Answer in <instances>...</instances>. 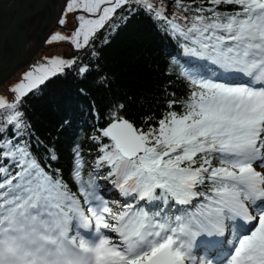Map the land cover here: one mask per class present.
<instances>
[{
    "label": "snow or ice",
    "instance_id": "snow-or-ice-1",
    "mask_svg": "<svg viewBox=\"0 0 264 264\" xmlns=\"http://www.w3.org/2000/svg\"><path fill=\"white\" fill-rule=\"evenodd\" d=\"M172 4L169 14L155 0H65L59 24L74 13L75 26L49 44L96 56L97 33L139 6L204 62L181 69L185 97L144 127L115 105L89 171L73 149L71 185L51 169L54 153L45 162L32 150L20 107L79 57L46 56L10 86L11 99L0 95L10 126H0V264H264V0ZM102 180L120 201L103 197Z\"/></svg>",
    "mask_w": 264,
    "mask_h": 264
},
{
    "label": "trees",
    "instance_id": "trees-1",
    "mask_svg": "<svg viewBox=\"0 0 264 264\" xmlns=\"http://www.w3.org/2000/svg\"><path fill=\"white\" fill-rule=\"evenodd\" d=\"M155 2L168 7L169 14L176 10L172 0ZM111 21L97 33L96 56L77 54V64L51 76L21 101L27 125L21 129L24 137L45 162L49 153L56 155L50 167L61 170L70 185L73 149L80 146L85 172L89 171L97 156L95 137L107 126L115 105H124L120 114L144 127L145 117L159 118L169 100L183 99L187 93V82L178 74L181 69L191 72L189 62L180 57L183 42L166 31L162 21L139 6L129 10L127 5ZM81 62L91 68L83 76L77 71ZM193 68L203 69V65ZM6 115L0 110V126L10 127Z\"/></svg>",
    "mask_w": 264,
    "mask_h": 264
},
{
    "label": "water",
    "instance_id": "water-1",
    "mask_svg": "<svg viewBox=\"0 0 264 264\" xmlns=\"http://www.w3.org/2000/svg\"><path fill=\"white\" fill-rule=\"evenodd\" d=\"M64 8L65 0H0V87L55 46L46 42L56 29H68L59 24Z\"/></svg>",
    "mask_w": 264,
    "mask_h": 264
},
{
    "label": "rangeland",
    "instance_id": "rangeland-1",
    "mask_svg": "<svg viewBox=\"0 0 264 264\" xmlns=\"http://www.w3.org/2000/svg\"><path fill=\"white\" fill-rule=\"evenodd\" d=\"M168 8V7H167ZM169 9H168V13H169ZM117 19V18H115ZM124 19H122L121 21H123ZM114 21H108L105 26H109L110 24H113ZM66 26V25H65ZM56 32H61V33H64L66 35H70L71 32H70V29H56L55 32L53 34H55ZM52 34V35H53ZM51 35V36H52ZM50 36V37H51ZM50 37L48 38V40L50 39ZM47 40V41H48ZM47 45H55L53 46L52 48L50 49H47V50H41L38 54V57L34 59V62H32L31 66L27 67V68H23L22 70H20L16 76L10 78L9 80L6 81L5 85L4 86H1L0 87V95H4L6 97H8L9 99L12 98L13 96V93L9 91L10 89V86L14 85L17 83V81L20 80L21 76L28 72L30 69L33 68V66L37 65L38 63H46V61L44 60V57H52V56H62L66 59H72L74 56H76L77 54H72V50L71 48L73 49V51L77 52L76 50H74L72 44L65 40V41H60V42H54L52 44H49L46 42ZM71 47V48H70ZM102 184V182L100 183ZM101 187H103V185H101ZM118 195V194H117Z\"/></svg>",
    "mask_w": 264,
    "mask_h": 264
},
{
    "label": "flooded vegetation",
    "instance_id": "flooded-vegetation-1",
    "mask_svg": "<svg viewBox=\"0 0 264 264\" xmlns=\"http://www.w3.org/2000/svg\"><path fill=\"white\" fill-rule=\"evenodd\" d=\"M74 16L75 14L74 13H70L68 14L67 16V23L65 24L69 29H70V32L72 31V28H74Z\"/></svg>",
    "mask_w": 264,
    "mask_h": 264
},
{
    "label": "bare ground",
    "instance_id": "bare-ground-1",
    "mask_svg": "<svg viewBox=\"0 0 264 264\" xmlns=\"http://www.w3.org/2000/svg\"><path fill=\"white\" fill-rule=\"evenodd\" d=\"M34 59H35V58H34ZM34 59H33L32 62H34ZM102 188H103V190H104L105 192H107V193H111V192H112V190L110 189V186H109L108 184H104Z\"/></svg>",
    "mask_w": 264,
    "mask_h": 264
}]
</instances>
